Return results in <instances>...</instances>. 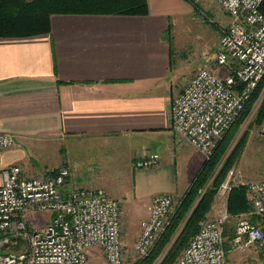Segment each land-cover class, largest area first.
Instances as JSON below:
<instances>
[{
	"label": "crops",
	"instance_id": "obj_1",
	"mask_svg": "<svg viewBox=\"0 0 264 264\" xmlns=\"http://www.w3.org/2000/svg\"><path fill=\"white\" fill-rule=\"evenodd\" d=\"M192 1L148 0V15L54 14L49 33L0 37V132L16 139L3 154L0 182L9 167L35 177L67 165L76 186L143 199L142 222L156 195L181 198L205 156L177 138L172 102L185 77L218 71L210 54L220 38L219 25L188 30ZM151 154L158 166L136 168ZM245 156L247 169L259 166L264 146L251 145ZM85 161L98 168L89 181L79 178ZM262 171L252 179L264 180ZM115 183L130 188L119 194Z\"/></svg>",
	"mask_w": 264,
	"mask_h": 264
},
{
	"label": "built area",
	"instance_id": "obj_2",
	"mask_svg": "<svg viewBox=\"0 0 264 264\" xmlns=\"http://www.w3.org/2000/svg\"><path fill=\"white\" fill-rule=\"evenodd\" d=\"M230 18L221 30L216 68L203 67L178 92L172 102V128L178 139L199 150L206 159L238 119L264 78V0H214ZM264 136V130L262 131ZM15 136L0 132V165ZM160 156L138 159L136 168L159 165ZM71 169L59 167L54 175L25 177L18 166L1 172L0 264H124L121 202L104 188H84L70 182ZM251 203L248 213L237 216L235 249L254 242L264 244L262 230L251 216H264V180L242 182ZM233 185L229 186L228 192ZM228 188L227 186H225ZM175 200L156 195L143 222L135 251L147 257L171 222ZM49 216L42 228L29 222ZM227 211L205 223L175 264H230L225 227ZM28 239L29 248L12 253L11 238ZM234 248V247H233Z\"/></svg>",
	"mask_w": 264,
	"mask_h": 264
},
{
	"label": "trees",
	"instance_id": "obj_3",
	"mask_svg": "<svg viewBox=\"0 0 264 264\" xmlns=\"http://www.w3.org/2000/svg\"><path fill=\"white\" fill-rule=\"evenodd\" d=\"M192 3L196 9V3L193 1ZM260 9L264 13V2ZM149 12L148 0H0V37H29L49 33L51 17L54 14L148 15ZM261 86H264V78L254 92L255 94L258 95L257 91ZM252 100L249 108H246V112L243 110L245 113L243 112L238 121L248 116L251 106L254 104V98ZM261 106V117H264V100ZM226 145L225 135L217 143L209 159L204 162L189 189L180 198L179 204L171 216L170 225L155 243L152 253L147 257L139 258L133 264H154L161 252L168 247L179 227L183 225L173 247L159 264H175L177 262L180 250L186 245L187 248L193 237L200 231V223L207 217L215 196L227 177L230 167L219 174L213 182V186L209 188L208 181L221 154L226 150ZM58 169L50 175H54ZM250 210L251 203L247 196V187L243 184L232 186L227 198V213L231 219L226 224L225 236L230 230L227 231L229 222ZM258 217L260 216H251L253 224L259 220ZM232 231L234 232V230ZM177 248L180 249L177 250Z\"/></svg>",
	"mask_w": 264,
	"mask_h": 264
},
{
	"label": "rangeland",
	"instance_id": "obj_4",
	"mask_svg": "<svg viewBox=\"0 0 264 264\" xmlns=\"http://www.w3.org/2000/svg\"><path fill=\"white\" fill-rule=\"evenodd\" d=\"M193 2L196 3V9H194L195 13L192 14L193 19H191V22H188L191 25V27H188V30L190 32L192 31V33H194L195 30L200 31L199 25L203 24L208 28H211L214 25H219V30L221 33V30L229 24L230 22L229 16L220 9L218 4L214 0H193ZM189 34L190 33H188V35ZM216 54L217 53L210 54L212 60L216 58ZM218 72L222 76L228 73L227 69L224 68L218 69ZM190 78L185 77L186 81L183 84L184 86L186 85L187 81ZM257 92L258 95L257 93L256 94L254 93L244 109L245 111L247 110L246 109L247 107L249 108V105L251 104V102L253 101L252 99L254 98V104L251 106V110L248 116H246L245 119L242 118L243 120L241 119L238 121V119L241 117V115L244 112L242 111V113L235 121V123L232 125V127L225 133L226 141H227L226 150H224L223 153L221 154L219 162L217 166L214 168L213 174L208 181L209 188L213 186V182L215 181V179L218 177L219 174H221L223 171H226L229 167L230 169L227 171V175H226L227 177L225 178L224 183L222 184V186L220 187L219 191L215 196L214 203L210 211L208 212L207 217L200 223V228L208 221H211L216 217L223 215L226 212L225 202H226V198H228L229 186H231L233 183H239V182L248 183L252 181H260L252 178L261 177V176L263 177L262 170L264 168V157L258 156L256 158L257 160L255 161L256 162L255 164H258L259 166L254 165L252 169H247L246 166L247 160H250V158L247 159V156H245L248 149L251 148V145H261L262 147L264 146V136L262 135V131L264 130V117H261L262 115L261 105L264 100V86H261ZM223 137L221 139H223ZM221 139H219L218 142ZM206 160L207 159L205 158V161ZM84 163L85 166L83 167L81 172L84 173L85 176L84 177L79 176V178L82 180L89 181L94 176L93 172L98 168L96 166L95 167L91 166L92 164H90L89 161L87 162L85 161ZM245 169L247 171L246 175H244L243 173V170L245 171ZM115 170L116 168L108 167L109 172H113ZM239 172L242 173V177L239 176L241 175ZM236 176H239L238 179L236 178ZM245 176H247V178L249 177L248 180L245 179ZM115 186L119 194L130 188L129 183H123L118 185L117 183H115ZM225 186H227L228 188H226ZM123 196L124 197H120V196L116 198L114 197V199L119 200L121 202V207H122L121 223H122L124 264H133L136 261H138L140 258V255L135 251V243L141 235V230L143 228L142 225L144 222V221L142 222V220L147 214L146 213L147 205H145L143 199L136 198L133 193L129 195L125 194ZM174 200L175 203L173 206L172 214L176 210L179 204L180 201L179 196L177 197L174 196ZM258 219L259 220L256 222L255 225L259 227L264 234V216H260L258 217ZM46 223L47 220L45 218L43 219L40 218L39 220H35L32 223L29 222L27 230L29 231L34 227L42 228L46 225ZM237 224H238V219L237 218L236 220L233 219L232 221L229 222L227 228V231L229 229L230 230L228 231L226 236V246L227 248H229V250L230 249L232 250L231 252L228 253L229 254L228 262L230 264H264V244H262L261 242H254L249 245H246V247H242L240 249L234 250L237 247L233 245V240L236 233L235 229L237 227ZM182 228L183 225L179 227L177 233L169 243L168 247L161 252V255L155 260L154 264H159L163 260L164 256L167 255L169 250L173 247L177 239V236L181 232ZM232 230H234V232ZM16 240L17 238L15 237L11 238L8 247V250L10 252L16 253L25 250L26 248H29L28 239L27 240L23 239L20 241L18 239V243H14L13 241ZM186 246L180 250V253L176 261L183 254V252L186 249ZM179 249L180 248H177V250Z\"/></svg>",
	"mask_w": 264,
	"mask_h": 264
}]
</instances>
